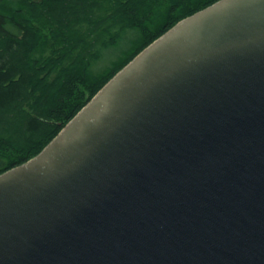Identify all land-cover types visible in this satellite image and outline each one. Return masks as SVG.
Segmentation results:
<instances>
[{"label": "water", "instance_id": "obj_1", "mask_svg": "<svg viewBox=\"0 0 264 264\" xmlns=\"http://www.w3.org/2000/svg\"><path fill=\"white\" fill-rule=\"evenodd\" d=\"M0 264H264V0L180 21L1 174Z\"/></svg>", "mask_w": 264, "mask_h": 264}, {"label": "trees", "instance_id": "obj_2", "mask_svg": "<svg viewBox=\"0 0 264 264\" xmlns=\"http://www.w3.org/2000/svg\"><path fill=\"white\" fill-rule=\"evenodd\" d=\"M220 0H0V175L36 157L141 51ZM129 33L130 47L93 69Z\"/></svg>", "mask_w": 264, "mask_h": 264}, {"label": "rangeland", "instance_id": "obj_3", "mask_svg": "<svg viewBox=\"0 0 264 264\" xmlns=\"http://www.w3.org/2000/svg\"><path fill=\"white\" fill-rule=\"evenodd\" d=\"M133 36V33H129L125 36V38L123 37L121 43H119L117 47H115L112 51L106 52V54H104V57L100 59L93 71L95 73L100 72L103 67L110 65L114 60L122 55L130 47L131 42L134 38Z\"/></svg>", "mask_w": 264, "mask_h": 264}]
</instances>
